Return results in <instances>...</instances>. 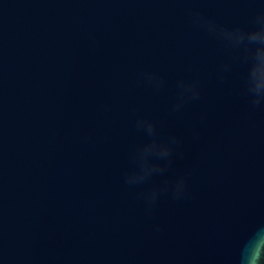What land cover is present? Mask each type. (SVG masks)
<instances>
[{
	"label": "water",
	"instance_id": "1",
	"mask_svg": "<svg viewBox=\"0 0 264 264\" xmlns=\"http://www.w3.org/2000/svg\"><path fill=\"white\" fill-rule=\"evenodd\" d=\"M264 0H0V264H237L264 227V105L247 65L192 22L255 27ZM164 81L156 91L139 79ZM201 96L179 112L178 81ZM182 137L143 185L130 153ZM203 117V119H202ZM194 135L199 140H194ZM187 178V194L141 193Z\"/></svg>",
	"mask_w": 264,
	"mask_h": 264
},
{
	"label": "clouds",
	"instance_id": "2",
	"mask_svg": "<svg viewBox=\"0 0 264 264\" xmlns=\"http://www.w3.org/2000/svg\"><path fill=\"white\" fill-rule=\"evenodd\" d=\"M192 22L221 41L230 54L235 53L229 61L220 65L221 79L224 78L223 74L231 72L233 62L242 61L247 65L244 88L249 97V103L254 109L264 105V11L254 17L255 27L250 30L240 27L228 29L206 20L199 13H192ZM139 79L156 91L164 86L163 79L152 73H141ZM177 87L179 92L177 102L173 105L174 112H179L188 101L200 99L198 80H181L178 81ZM135 126L150 139L130 153V159L135 167L124 177L125 183L130 186L143 185L156 175L163 176L172 168L175 158L184 157L181 148L182 137L171 134L163 140L159 139L155 121L144 117L138 118ZM193 138L199 140L198 135H194ZM186 188L187 178L179 176L171 185L165 180L162 185L154 186L140 195L151 210L161 195L171 191L173 199H180L187 194ZM237 264H264V227L253 232L243 244Z\"/></svg>",
	"mask_w": 264,
	"mask_h": 264
}]
</instances>
